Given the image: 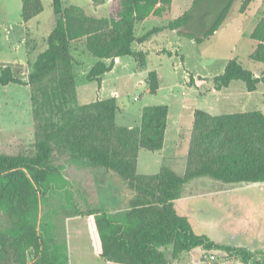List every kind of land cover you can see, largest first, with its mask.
Returning <instances> with one entry per match:
<instances>
[{
    "label": "trees",
    "instance_id": "trees-1",
    "mask_svg": "<svg viewBox=\"0 0 264 264\" xmlns=\"http://www.w3.org/2000/svg\"><path fill=\"white\" fill-rule=\"evenodd\" d=\"M91 1L101 6L108 0ZM236 1L229 0L204 37L194 39L184 31L191 18L189 12L141 37L136 35L138 24L152 16L167 15L172 0H120L118 18L90 16L78 6L65 9L63 0H52L56 22L47 38V49L31 65L27 79L16 67L0 65L1 86L30 88L36 130L33 156L0 153V213L8 220L7 228L0 230V264H71L65 246L40 234L37 221L40 197L47 195L45 186L60 172L56 155L112 172L133 191L124 223L115 222L105 212L97 213L94 219L95 253L104 262L172 264L184 253L200 248L205 253L224 252L242 264H264V259L249 249L218 245L197 235L188 217L176 209L186 185L195 179L224 184L264 182V113L212 115L195 110L184 175L171 168H162L154 175L139 174L140 153H158L164 148L169 107H145L140 126L130 128L117 124L120 108L116 98L80 105L72 50L74 42L84 41L86 52L96 59L87 80L100 87L116 60L129 57L140 68L145 67L147 54L134 46L155 34L177 31L198 44L214 36ZM253 1L242 0L241 13ZM43 11L41 0H22L24 23ZM250 37L257 44L251 60L264 64V11ZM148 82L150 93L156 94L162 85L158 72H150ZM214 82L217 91L241 82L253 93L264 88V74L257 76L234 59Z\"/></svg>",
    "mask_w": 264,
    "mask_h": 264
},
{
    "label": "rangeland",
    "instance_id": "rangeland-1",
    "mask_svg": "<svg viewBox=\"0 0 264 264\" xmlns=\"http://www.w3.org/2000/svg\"><path fill=\"white\" fill-rule=\"evenodd\" d=\"M41 1L43 13L24 23L22 0H0V65L16 67L24 79L38 55L47 49V38L56 22L52 0ZM228 1L204 0L194 4L192 0H173L170 13L158 21L147 20L138 26L137 33L141 35L161 26V22L165 25L189 12L191 18L184 31L201 39ZM63 5L65 9L78 6L95 17L118 18L120 11V0H109L103 7L95 6L91 0H63ZM241 5L242 0H237L224 24L201 44L176 32L155 34L145 45L134 46L148 54L145 67L140 68L133 58H122L112 72L103 76L105 86L116 94L121 110L128 112L119 119L120 126H140L143 107H169L165 150L142 151L139 174L154 175L160 168H171L184 175L195 110L212 115L264 113V88L250 93L243 83L232 82L226 90L215 89V77L222 75L234 59L255 75L264 74V64L251 60L257 44L250 37L263 14L264 0H254L245 13H241ZM72 50L77 61L79 104L104 99L107 91L98 92L97 84L87 80L96 60L86 52L84 41L74 42ZM153 71L162 77L156 94L149 92L148 75ZM30 97L28 86L0 85V153L34 155L36 130ZM55 157L60 172L45 186L47 195L40 197V234L65 246L72 264H108L95 253L94 219L97 213L105 212L115 222L124 223L133 191L112 172L69 156ZM176 209L188 217L197 235L212 238L218 245L249 249L264 259V182L224 184L209 178L195 179L186 185ZM7 226L6 216L0 213V230ZM200 251L202 264L226 261L224 252ZM166 253L169 255V250ZM212 255L216 260L209 263Z\"/></svg>",
    "mask_w": 264,
    "mask_h": 264
},
{
    "label": "crops",
    "instance_id": "crops-1",
    "mask_svg": "<svg viewBox=\"0 0 264 264\" xmlns=\"http://www.w3.org/2000/svg\"><path fill=\"white\" fill-rule=\"evenodd\" d=\"M109 1V0H108ZM107 1V2H108ZM173 1V0H172ZM106 2V3H107ZM105 5V4H104ZM104 5H101V6H97V7H103ZM171 11V10H170ZM170 13V12H169ZM22 14V13H21ZM166 16V15H165ZM164 16V17H165ZM98 18H101V17H98ZM151 19H154V20H161V19H163V18H157V17H150V18H148L147 20H151ZM147 20H145L143 23H140V24H138L137 26H136V35L138 36V37H141V36H143V35H145L146 33H148L149 31H145L144 33H142L141 35H139L138 33H137V28H138V26L139 25H143L145 22H147ZM174 20V19H173ZM160 25L162 26V25H164V23H160ZM164 32H166V31H164ZM167 32H176V34H178V32L177 31H167ZM161 33H163V32H161ZM179 35V34H178ZM49 36V35H48ZM181 36V35H180ZM153 39V37H151L148 41H146L145 43H143V44H141V46H143V45H145L146 43H148L149 41H151ZM136 45H139V44H136ZM136 50V49H135ZM164 50V49H163ZM163 50H157L158 51V53H160V52H162ZM45 51V50H44ZM136 51H143L142 49H137ZM144 52V51H143ZM146 53V52H145ZM147 54V53H146ZM147 56H148V54H147ZM96 60V59H95ZM120 60V59H119ZM119 60H116V62H115V66H114V68H113V70L115 69V67H116V64L119 62ZM96 63V62H95ZM94 63V64H95ZM112 70V71H113ZM111 71V72H112ZM110 73V72H109ZM161 77V76H160ZM161 79H162V77H161ZM98 86V85H97ZM98 92H106V96H105V98L104 99H102V100H105V99H109V98H116L115 96H116V94H114V92L112 91V90H109V87H106L105 86V83H104V80H103V77H102V83H101V86L99 87L98 86ZM150 92V91H149ZM116 100H117V98H116ZM146 107H148V106H146ZM120 108V107H119ZM145 107H143L142 108V110L144 109ZM142 110L140 111V115H139V120H140V122L139 123H141V113H142ZM194 114V113H193ZM193 114H192V116H193ZM128 115V112H125V111H123V110H121V108H120V111H119V113H118V115H117V124H118V122H119V119H123V118H125L126 116ZM121 126H125V125H121ZM126 127H130V128H133V126H126ZM168 132H169V118H168V128H167V133H166V139H165V144H164V148H163V150L161 151V152H158V153H162L164 150H165V147H166V144H167V136H168ZM139 160H140V157H139ZM138 167H139V164H138ZM162 168H160V170H161ZM159 170V171H160ZM175 171V170H174ZM176 172V171H175ZM177 173V172H176ZM143 175H148V174H143ZM177 203V202H176ZM178 211V210H177ZM181 214V213H180ZM181 215H183V214H181ZM185 216V215H184ZM187 217V216H186ZM212 238H210V240H211ZM212 242H214L213 240H211ZM215 243V242H214ZM201 249H195V250H193V251H191V252H189V253H184L181 257H180V259L179 260H177V261H175V262H173L172 264H202V259H203V256L201 255V251H200ZM205 252V251H204ZM225 259H226V261H225V263L224 264H242L239 260H237V259H235V258H231L228 254H225ZM219 262H217L216 264H218ZM71 264H72V262H71Z\"/></svg>",
    "mask_w": 264,
    "mask_h": 264
},
{
    "label": "built area",
    "instance_id": "built-area-1",
    "mask_svg": "<svg viewBox=\"0 0 264 264\" xmlns=\"http://www.w3.org/2000/svg\"><path fill=\"white\" fill-rule=\"evenodd\" d=\"M135 100H137V98H135ZM215 260H216V257L212 255L209 259V263H211L212 261H215Z\"/></svg>",
    "mask_w": 264,
    "mask_h": 264
}]
</instances>
